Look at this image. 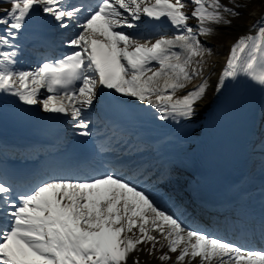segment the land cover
<instances>
[{
	"label": "snow or ice",
	"instance_id": "obj_1",
	"mask_svg": "<svg viewBox=\"0 0 264 264\" xmlns=\"http://www.w3.org/2000/svg\"><path fill=\"white\" fill-rule=\"evenodd\" d=\"M246 6L237 0H0V93L69 117L85 137L91 135L85 112L98 100L110 101L107 92L146 104L161 121H191L210 86L204 58L212 49L200 38L231 26ZM142 17L149 31H125L137 29ZM164 22L171 34L160 28ZM25 31H58L65 51L18 68L16 41ZM241 75L264 86V13L231 43L215 92ZM121 166L116 159L95 174L28 182L0 176V264H145L141 253L161 264L170 254L173 264H264V222L258 238L226 240L162 207L137 183L146 171L141 166L127 165L129 175Z\"/></svg>",
	"mask_w": 264,
	"mask_h": 264
},
{
	"label": "bare ground",
	"instance_id": "obj_2",
	"mask_svg": "<svg viewBox=\"0 0 264 264\" xmlns=\"http://www.w3.org/2000/svg\"><path fill=\"white\" fill-rule=\"evenodd\" d=\"M264 13V1L263 4L259 7L258 11L255 13V15L252 16V22L250 24L247 23V25H242L241 20H233L231 26L227 28L224 32H222L220 35L216 34L214 36L210 37V40L214 43H216L218 46L226 47V45L235 39L236 36H239L238 34L243 32L244 30L242 28H246V26H250L256 19L260 17V15ZM242 27V28H241ZM242 33L241 35H243ZM227 43V44H226ZM215 79V75L211 77V81ZM155 234V233H154ZM147 264H155L154 260L151 259Z\"/></svg>",
	"mask_w": 264,
	"mask_h": 264
},
{
	"label": "rangeland",
	"instance_id": "obj_3",
	"mask_svg": "<svg viewBox=\"0 0 264 264\" xmlns=\"http://www.w3.org/2000/svg\"><path fill=\"white\" fill-rule=\"evenodd\" d=\"M264 0H246L245 4L248 5V8L247 10L243 13V15H241V17L239 18H242V22H244L246 20V17L248 15L251 14V12H256L259 7L261 6V4L263 3ZM243 4V3H241Z\"/></svg>",
	"mask_w": 264,
	"mask_h": 264
}]
</instances>
